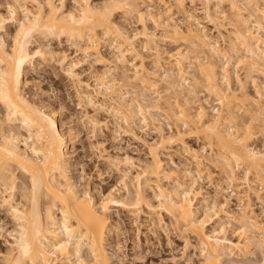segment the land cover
Instances as JSON below:
<instances>
[{
  "label": "bare ground",
  "instance_id": "bare-ground-1",
  "mask_svg": "<svg viewBox=\"0 0 264 264\" xmlns=\"http://www.w3.org/2000/svg\"><path fill=\"white\" fill-rule=\"evenodd\" d=\"M155 1L107 0L93 4L91 0H75L74 9L66 10L64 0L59 4L56 0H10V18L20 26L11 49L3 35L7 19L0 14V103L5 109L3 126L8 125V133H3L0 139V198L2 204L9 207L18 226L10 250L2 256L3 264H112L105 242L113 226V206L138 212L146 207L152 214L166 212L175 226L195 237L198 247L204 252L203 264H223L225 257L231 255L246 258L251 245H264V221L261 218L264 215V150L252 145L256 131L264 133V94H259L260 99L251 98L253 96L247 93L245 86L247 92H242L244 96L236 95L229 70L231 58L237 56L238 64L249 65L248 68L264 73V0H216L213 13L209 7L206 8V14L216 26L220 23L217 20L221 14L231 25L233 32L229 36L228 49L211 41L197 18L186 9L188 1L193 5L196 1L209 3L210 0H158L165 4L164 9H156ZM30 3L36 10L29 7ZM225 4L229 5L231 15L222 11ZM134 12L141 20L148 15L163 30L164 41L188 47L183 50L180 45L175 52L173 50L174 53L169 52V61L166 62L169 66L166 68L164 65L160 75L157 74L158 69L164 67L160 60L163 57L158 58L162 55L158 35L144 29L143 37L148 44H154L152 49L159 55L154 61L156 69L151 73L141 59L144 51L139 52L137 35H131L117 22L120 13L126 17ZM175 14L183 16L180 22L177 20L181 17L175 19ZM37 35L46 41H66L83 58L99 65L109 64V58L102 55L104 45L115 51V59L111 63L121 69H118L121 75L117 73L121 77L118 75V79L113 75L111 68L114 65L108 66V70L93 73L96 82L94 94L90 92L89 84L86 88L79 80L76 94L81 106L92 107L96 113L98 110L107 112L115 125L110 130L116 136L121 131L137 136V128L143 129L149 121H161L156 114L158 111L174 121L175 131L172 127L165 131L163 125H159L163 129L158 126L160 138L149 145L151 161L142 166L137 178L142 181H138L139 185L129 201L111 194L99 202L87 191L80 190L77 180L71 175V161L66 151L67 136L61 131L55 114L51 109H44L45 105L37 106L24 95V76L28 67L31 68L36 59L46 53L59 59L62 73L67 78L78 79L77 63L70 61L66 52L46 46L36 52L30 51L31 38ZM137 60H141L139 64ZM193 64L197 66L196 74L189 71L190 67H195ZM129 65L134 68L133 75L129 73ZM157 75L162 84L157 81ZM201 88L218 101L219 107H213L214 115H209L210 109L205 105L207 99L199 98ZM129 94L132 99L127 100ZM194 97L201 101L197 110H193V104L197 102ZM245 98L251 101L248 107L245 106ZM241 111L248 116L245 122L240 120ZM89 121L95 131L98 130L96 128L109 127L110 123L97 116H92ZM20 129L25 131V135L19 132ZM193 137L204 140L213 156H205L202 152L205 146L202 150L189 146L186 139ZM21 140L25 141L26 149L21 148ZM173 145H183L186 151L191 152L190 160L193 162L190 163L195 165L199 175H202L200 167L206 159L210 163H219L218 167L225 176L223 182L231 189L230 196L238 198L239 210L230 216L236 215L241 223L240 240L227 237L222 225L219 231L208 229L218 211L226 210L228 199L226 203L214 201L212 206H202L204 203L198 206L196 200L202 195L194 186L198 178L187 170L192 182L185 186L174 172L166 169L161 159L159 150ZM115 160L122 161L119 157ZM240 167L244 172V181L241 180L247 188L244 193L235 172ZM18 170L25 179H20ZM209 174L212 178V173ZM251 176L254 182L260 183V188L251 183ZM164 179L171 180L172 186H166ZM221 183L214 186L216 196L227 190ZM143 184L144 188L155 189L158 206L146 195ZM252 193L261 201L260 213H256L251 204ZM17 194L25 200L17 202ZM201 206L203 216H199Z\"/></svg>",
  "mask_w": 264,
  "mask_h": 264
},
{
  "label": "rangeland",
  "instance_id": "rangeland-1",
  "mask_svg": "<svg viewBox=\"0 0 264 264\" xmlns=\"http://www.w3.org/2000/svg\"><path fill=\"white\" fill-rule=\"evenodd\" d=\"M39 1L44 2L45 0ZM56 1L58 4L63 2V0ZM106 1L107 0H91L93 4H102ZM167 1L169 0H166V2ZM216 2V0H210L209 3L196 1L192 5V3L188 1L186 3V9L188 11L190 10V12H192V14L197 18L201 27L203 26L202 29L210 36L211 41L217 42L221 48L228 49L230 46L229 36H231V32H233L231 25L226 19L221 17V14L219 16L220 19L218 18L219 20H217L220 23L216 26L211 18L208 17V14H206V8L208 7L210 8L211 13L214 12ZM9 3L10 0H0V14L7 19L5 23V34L3 33V35H5L7 46L11 49L14 44L15 36L17 32H19L20 26L17 21H13L10 18ZM158 3L161 4L162 2L158 0L155 1L156 9L160 7V9L165 8L164 3L161 5ZM63 4L66 10H72V8L74 9L76 6L75 0H64ZM29 7L32 10L35 9V6L32 8L31 3L29 4ZM143 9L146 11L145 6ZM222 11L231 15L230 7L227 4L222 7ZM22 14L23 13H21V15ZM130 15L131 16L128 15L129 17H125V15L120 13L117 16V22H119L126 31L131 33V35L135 33L134 35L140 37L139 39L136 36V42H138L137 45L139 52L144 51L142 53L140 52L141 59H144L143 61H145L144 63L146 65L145 67L147 70H151V73L155 71L154 69H156L154 61L159 55L158 53L156 54L155 49H152L154 44H148L145 36L143 37L145 30L148 33L157 34L159 37L157 39L160 46V55H162L158 58L160 59L163 57L160 59L163 65L162 67H164V65L166 68L169 66L167 64L169 61H167V59H169V55L174 53L180 45L183 50L186 49L187 46L185 44H174L171 41H164L162 39L163 30H161L148 15H146V17L142 20L136 12ZM175 15V19H177V17H181L177 21L182 20V15ZM139 34H141V36ZM31 39V43L29 44L31 52H36L37 50L39 51V48L45 49L46 47H49L52 50L54 49L56 51L66 52L68 59L77 63L75 71L78 74V79L73 81L62 73L59 59L52 57L49 53H46L47 55L45 54L43 57H38L34 62L35 64L31 66V68L28 67L29 70L27 69V72L25 73V83L23 85L24 95L29 100L34 102V104H38L37 106L43 107L45 105V107H43L44 109H51L50 111H53L55 114L61 131L66 134V151L71 161L72 177L77 180L80 190H83L82 192L87 191L99 202L111 194L120 199H124L125 201H129V199H132L131 197L134 196L135 188L139 185V182L142 181L138 180V175L142 172V166L151 161L149 145L156 143L159 140L160 129L158 128L163 125L162 127L165 131H170V127H172L171 129L175 131L174 121L168 116L166 117V115L160 114L162 112L158 111L159 113L156 112V114L160 116L158 117L161 121L158 123L149 121V125L144 127V130L142 128L141 130L140 128H137V136L132 137L130 135H126L123 131L116 136V134H113L110 130L114 128L115 125L111 118H108L107 112L98 110L96 113V110L92 107L85 108L81 106L76 94V88L77 85H79L78 80L79 82L81 81L80 84L82 83V85L86 88H88L86 85L89 84V90L94 94V85L96 82L93 73L102 72L105 71V69L108 70L109 67H112L114 64L111 63V61L115 59L113 58V56L115 57V51L111 50L112 48L108 45H104L102 55L107 59L109 58V64L106 65V67L104 65L91 62V60H86L83 58V55L76 52V48L71 46L66 41L61 43L53 39L46 41L38 35ZM165 52L167 54L169 52L171 53L167 55ZM128 58L132 60V57ZM233 58H231L232 60L229 63V70L230 73H232L231 84L233 90L237 92L236 95L240 94V97L241 95L244 96L242 92L245 90V92L248 91L247 93L253 96H250L251 98H259V94H264V73L262 74L258 72V70L254 71L256 70L255 68H253L254 70L252 68H248L249 65L246 66L245 64H238V59L236 61L237 56ZM140 61L137 60L136 63L139 64ZM220 61L223 62L225 59H220ZM196 64H193L195 67H190V73L194 74L197 72ZM113 67H115V65ZM113 67L111 68L112 71L114 70L113 75H115V77L117 76L116 78L119 79L122 72H118V69L120 68L115 67V69H117L115 70ZM127 67L130 69L129 73L133 75L134 68L130 65ZM159 69V73L157 74L160 75V73L164 71L165 67L160 70ZM117 73L120 74H118L120 77ZM157 77V81L162 84L161 78L158 75ZM226 86V83H224L225 88ZM245 86L247 91L244 89ZM200 91L201 94L199 93V98L204 100L207 99V104L205 105H207L210 109L209 115H214L215 112L213 111V107H219L216 97L210 95L209 92L203 88H201ZM129 95V97L127 96L128 99L126 97L127 100H130V98L132 99L131 94ZM154 95L156 96L157 94ZM199 98L196 97L195 99L197 100ZM193 99L191 100L195 102L196 100L194 99V101ZM208 102H210V104ZM200 103L201 101L197 100V102L193 104V110H197ZM245 103L249 104H245V106L248 107L250 106L251 101L246 99ZM239 115L241 122L248 120V116L244 112L241 111ZM92 116H97L101 120L109 121V127L104 126L96 128L98 130L95 131L89 121ZM87 117L88 119L90 117V119L88 120ZM5 120V109L0 103V139L3 133H8V125L3 126L6 122ZM262 129L258 130L261 131ZM19 132L25 135L24 130L20 129ZM256 132L257 134L254 136L255 139L253 138L252 145L257 149L264 150V133L262 131L261 133L258 131ZM186 141L189 146L194 149L197 148V150H202L203 146H205L204 140L197 139L195 137L187 138ZM20 146L23 149H26L27 147L25 141L23 140L20 141ZM159 151L161 159L165 162L166 169L174 172L181 182H185V186H188L192 182V180H190L191 178L187 175V170H191L193 175L198 178L195 181L196 185L194 184V186L199 188L202 192V195L198 198V200H196V204L198 206L203 203L204 204L202 206H206L207 204L212 206L214 201H217L218 204L220 202L226 203V200L228 199L226 210L218 211L217 215L210 221L208 229L211 230L215 228L219 231L221 229L220 227L223 226L227 237L235 241L240 240V237L242 236L240 233L241 223L235 217L236 215L230 216L231 213L235 211L238 212L239 210L238 198L235 195L230 196L231 189L229 190L226 183L223 182L225 176L224 173H222L221 167H218L219 163H210V160L206 159L209 163L206 161L203 163L200 167L201 170H203L201 173L202 175H199L196 171L197 168L195 165L191 164L193 162L190 160L192 158L191 152L186 151V148L183 145H173L168 147V149H160ZM202 152L206 154V157L208 156L207 158L213 156L212 150L208 146H205ZM118 157L122 160L121 163L115 160ZM126 157L130 159L125 160ZM207 170L209 173H212V178H210L211 174L207 173ZM20 172L21 171L19 170L17 171L18 174ZM235 172L239 177L237 183L239 184L240 182V186H243V189L241 190L242 193H244L247 191V188H245V183H243V168H236ZM19 177L21 180L26 178L22 173L19 174ZM253 178L254 177L251 176V183L256 188H260V183L256 181L254 182ZM219 181L222 182L221 184H225V187L223 186V188H227V190L220 192V196H216L217 193L214 186L216 183H220ZM164 183L168 187L172 186L171 180L164 179ZM127 189L130 193H128ZM144 190L146 195L150 197L152 203L155 206H158V198L154 197L156 193L155 189L145 187ZM252 194L251 204L254 211L256 213H260L262 209L261 201L254 193ZM202 198L207 200L204 201ZM15 200L17 202H23L25 199L17 194ZM202 206L199 216L204 215V209ZM12 216L13 215L11 214L9 207L4 206L0 198V264H3L4 261L2 256L10 250V244L14 241L13 236L17 233V222ZM111 217L113 226L111 227V232L105 243L109 255L112 257V264H203L204 252H202L198 247L195 237L185 233V231H182L180 228L175 226L174 220L166 212L158 211V213L152 214L146 207L143 211L138 212L137 210H129L113 206L111 208ZM261 218L262 221H264V215H261ZM256 244L259 247L256 246ZM259 244L254 243L250 246V253L246 256V258L231 255L232 257H225L223 264H264V253L262 252V250H264V245L262 246V243L260 245ZM260 247H263V249L261 250Z\"/></svg>",
  "mask_w": 264,
  "mask_h": 264
}]
</instances>
